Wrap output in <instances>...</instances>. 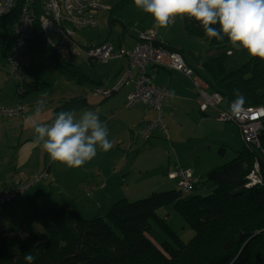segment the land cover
Wrapping results in <instances>:
<instances>
[{
    "label": "trees",
    "instance_id": "trees-1",
    "mask_svg": "<svg viewBox=\"0 0 264 264\" xmlns=\"http://www.w3.org/2000/svg\"><path fill=\"white\" fill-rule=\"evenodd\" d=\"M119 2L129 3L130 0ZM19 10L16 6L9 15L0 16V26L5 31V34L0 32V48L5 62L15 43L12 23ZM184 28L187 33L207 42L209 48L228 47L227 54L234 51L227 37L222 41L209 39L194 18L185 17ZM149 30L157 31L156 38L151 41L153 46L179 52L185 57L183 48L161 40L157 27L139 30L133 46L143 41L141 33ZM32 48L53 49L56 65L76 82L91 79L82 67L71 68L66 58L61 59L62 53L48 44L36 29L23 48L29 64L24 69L26 78L17 83L18 96H26L48 85L37 74L38 69L30 56ZM193 55L198 62L189 63L185 59L195 75L207 83L208 91L220 92L230 103L236 99L238 89L245 97L244 105H264V59L248 56L240 67L228 70L223 53L212 57ZM95 82L101 83V80ZM89 105L86 94L64 98L55 106L54 115L59 111L77 112ZM261 144L264 147V131ZM224 150L222 147L221 153ZM238 152L231 161L210 169L204 180L201 175H194L197 181L189 191L178 187L176 182L171 189L153 191L136 200L122 197L112 202L105 214L92 218L63 205L44 207L30 198L31 212L24 220H35L42 229L37 232L39 238H45L29 242L33 232L24 228H20L23 237H8L0 231V264H24L26 254L33 255L34 264H264V182L261 185L248 183V173L255 162L254 149L245 146ZM259 157L264 177V155L259 154ZM206 181L212 182L210 193L184 196V192L205 187ZM166 208H173L195 231L189 240L185 241L168 222L170 211L160 214Z\"/></svg>",
    "mask_w": 264,
    "mask_h": 264
},
{
    "label": "rangeland",
    "instance_id": "rangeland-1",
    "mask_svg": "<svg viewBox=\"0 0 264 264\" xmlns=\"http://www.w3.org/2000/svg\"><path fill=\"white\" fill-rule=\"evenodd\" d=\"M116 1L117 0H113L111 5L107 4L106 1L101 2L102 4L108 6V9H105L104 11L100 10L101 12H103V20L102 14H98L99 26L87 27L78 31L77 34H79V40L82 44H84V41H86L85 39H87L88 41H90V39L96 41L100 38H103L104 33L109 32V30L112 28V24L117 25L116 22H118V17L125 19L123 20L124 22L129 21L128 25L131 29L135 26L134 24H131L132 19L139 20L142 16L145 15L143 11L135 6L134 0H131V2L129 3ZM112 6L113 9L109 10ZM176 20L181 29V36L177 34L180 38L176 40H179L185 45H190L195 42V44H197V47L195 46V51H197V53L194 52L196 55L212 57L223 53L225 57V66L228 70L240 67L242 65V62L248 59L249 55L247 54L246 50L233 49V53L227 54L226 49L228 47L218 48L217 46H215L213 48H209L208 43L204 40H198L199 38L195 39L193 37H190L188 33H184L183 19H181L180 17H176L175 21ZM119 28L120 23L117 27L118 30L115 31V29H113L112 32V37L116 44H118V39L121 32ZM0 32L5 34V31L1 26ZM85 35L87 37H85ZM26 49L28 50L27 47L25 48V50ZM61 53V59L66 58L68 63H70L69 65L71 68H75V65L82 67V69L91 76V79H87L83 83L76 82L74 79L69 78L68 75L60 70L59 66L56 65L57 61L53 58V49L49 48L37 50L36 48H32L30 50V56L34 61L36 68L38 69L37 74L42 79L46 80L48 82V85L40 90L28 94V96L26 95L19 97L16 92L18 81L14 79H7V65L5 59L2 58V51L0 48V102L4 101V103H12L18 98V100L22 103L31 105V103L35 104V100L43 99L48 105H57L60 103V100L65 97L69 98L76 95L86 94L88 96L90 105L84 110L82 109L75 112V115L77 117H79L80 114L85 111L95 112L99 116L100 120L102 118V115H106L108 117L115 115L116 110H114L113 106L109 109L108 107H106V104H110L118 98V101L120 103L118 104V106H116L117 110H121L122 112H131L136 110V106L126 107L125 100L124 103H122L123 101L121 100L120 96L122 94V91H128V86L108 98L100 93L95 92L96 88H103L104 86H114V83H110L113 82L109 77L110 72L112 71V68L110 66L113 62L117 64V67L121 64V61L120 59H118V57L109 59L108 61H110V63H108V61H94L91 63L85 52L62 51ZM186 57L190 61H192V63H196L197 61V59H195L196 57H193L191 55H186ZM160 69L166 75V69ZM176 72L178 71L170 70L169 75L174 76ZM125 73L126 70L120 75V77ZM136 73L137 70L134 69L133 74L135 75ZM191 79L193 80V78ZM100 80L101 83L95 82ZM188 81L193 85L190 79H188ZM108 84H110V86ZM21 88H23V86H21ZM101 104L103 105V107L100 109V111H98V105ZM167 106L168 104L164 107V116L168 112ZM214 119L215 121H217L216 117H214ZM117 123L128 130V126L122 124L120 121H112V123L106 124L109 131L108 138L112 142L113 146L107 152H104L102 150L98 151L97 156L93 160L101 164L94 162L87 169H85L84 167L68 168L62 163L61 165L59 162L55 163V167L59 168L62 171H65L66 169L70 170V172L67 173L66 176H62L61 178L60 192L61 194H63V197L59 192L54 191L49 195L46 191V193L40 194V202H44L45 205H48L47 207H50L52 199L56 197L58 199L55 202L57 203L56 206H61L64 204V202H61L60 200L63 201L64 196L68 194L71 196L70 201L76 203L75 207L79 210V212L86 218H92L98 214H105L110 204L114 201H117L121 197H128L130 200H136L138 198L149 195L153 191H162L167 190L168 188L171 189L175 187L177 180L168 176V167L170 166L175 170L178 166L177 158L182 159V163L192 159L191 162L185 163L184 165L190 166L193 170V173L195 171L194 175H201L204 180L207 176V172L210 169L219 165H223L234 159L239 154L238 151L243 149L246 144L239 127L235 123L221 122L215 123L214 125H216V127H214L213 125L199 126L198 130L194 134L195 138H192L188 141L187 138L184 140L183 134L178 140H171L172 132L170 124H168V138L162 134V136H160L159 138L152 136L149 140H145L143 137H140V135L137 134V128H135V138L139 140V145L137 147L131 148L128 144L129 139L127 140V142L124 140L123 143L117 144V139L120 137V135L114 136L117 130L113 125ZM156 130L155 132H158L160 129ZM121 139L123 140L125 138L121 137ZM187 143H189L190 145L188 146ZM222 143H225L226 146ZM173 144L175 146H173ZM222 147L226 149V155L221 154ZM0 149L5 150L2 148L1 141ZM256 154L264 155V147L261 146L260 148H258ZM216 157H221V159H219L218 162H215V164H209V166L203 167V164L206 165L207 163H213L212 161ZM82 168L84 169L82 170ZM195 168L197 170H195ZM107 179L109 182L107 192H124L119 195H113L112 202L107 203L105 206H101L95 201V198L99 197L102 194L101 192H98L97 188L99 187V183L104 182ZM44 180L45 179H43V182ZM52 182L57 184L56 180H53ZM39 183L40 182L34 183V185ZM44 184L47 183L44 182ZM62 186H65L68 190L65 191L64 187ZM211 191L212 182L210 183V181H206L205 187L199 186L191 193L184 192V196L188 197L193 194L206 195ZM29 195L30 194L28 193L24 195L26 201L28 200ZM24 196L22 197L24 198ZM87 196L88 198H90V202L86 201ZM18 198H20V196H18L17 199ZM93 202L96 204L95 206ZM164 211L166 213L170 211L168 222L176 231L179 232L180 236L185 241L189 240L194 235L195 231L173 208H166L164 210H161L160 214L166 215L163 214L165 213ZM23 217L24 214L22 215V218ZM14 223L22 225L19 220H15ZM23 224L26 226V229H28L29 231H33L32 237H29L28 239L29 242H38L45 238V236H43V238H39V233L37 232H41L42 229L38 224L33 223L31 218H29L28 220L23 219Z\"/></svg>",
    "mask_w": 264,
    "mask_h": 264
},
{
    "label": "built area",
    "instance_id": "built-area-1",
    "mask_svg": "<svg viewBox=\"0 0 264 264\" xmlns=\"http://www.w3.org/2000/svg\"><path fill=\"white\" fill-rule=\"evenodd\" d=\"M18 6L19 13L12 23V32L15 43L9 50L6 58V75L8 79L21 82L26 78L25 67L29 64V57L23 48L38 29L45 37L48 44L57 51L85 52L90 62H107L113 57L127 58L130 69L122 75L121 79L114 83L113 87L96 88L95 92L110 97L125 84L133 83L134 88L127 94L126 107H133L143 102L156 111L151 120L142 123L138 134L148 140L154 136L155 130L160 129L164 136L169 137L168 126L164 117V107L168 104L171 92L165 86L155 85L151 78L153 74L147 67L153 66V70L166 68L183 72L193 78L200 93L199 107L202 112L208 108L218 109L217 121L233 122L238 125L248 148L261 147V132L264 129V107L257 105H243L238 114L231 111L230 104L227 108H221L223 96L218 91H208L207 83L195 75L185 57L176 51L167 48L155 47L151 41L156 38L157 31L149 30L141 33L143 41L131 48L121 47L115 49L111 41L99 44L80 43L77 40V32L87 27H96L98 24L97 11L108 9L99 0H0V16L9 15ZM131 68H137V75H132ZM27 107L19 103L14 107L0 104V118L12 117L21 114ZM48 176L44 170L27 179H15L13 184L0 191V231L6 236L23 237L22 229L12 230L1 220L2 208L10 201L24 194L26 189L42 181ZM170 178L177 179V186L184 191H189L196 183L193 170L180 165L168 172ZM249 184L263 183V175L259 160L256 159L253 168L248 173Z\"/></svg>",
    "mask_w": 264,
    "mask_h": 264
},
{
    "label": "crops",
    "instance_id": "crops-1",
    "mask_svg": "<svg viewBox=\"0 0 264 264\" xmlns=\"http://www.w3.org/2000/svg\"><path fill=\"white\" fill-rule=\"evenodd\" d=\"M99 1L100 2L106 1V3L110 5L113 2V0H110V1L99 0ZM119 1L120 0H117L116 2H119ZM111 8H113V6ZM100 10L104 11L105 9H99L96 13L97 20H98L97 26H99L98 14L103 13ZM144 14L145 15L142 16L139 20L132 19L131 24H134L135 26L134 28H131V29L128 25L129 21L124 22L123 20L125 19L118 17L117 18L118 22H116L117 25L112 24L113 25L112 28L109 30V32L104 33L103 38H100L99 40H96V41H94L93 39H90V41L85 39L86 41H84V43L98 44L104 41V39L109 38V40L113 43V46L115 49H118L120 46H124V45H126L124 47L133 46L136 40L137 32L139 30L149 28V27H156L155 21L153 20L152 16L146 13ZM102 20H103V14H102ZM183 21H184V18H183ZM119 23H120L119 30H121V32L119 35L118 44H116L113 40L112 32H113V29H115V31L118 30L117 27ZM158 29L161 35V40L170 42V44L183 48L185 58L187 59L189 63H192V61H190L186 57V55H191L195 57V55L193 54L197 53V51H195V46L197 47V44L193 42L190 45H185L181 43L179 40H176L180 38L179 36H181L180 35L181 29H180V25L177 23V20L175 21L174 19L171 26L168 27L167 29H164V28H158ZM184 33H187L185 28H184ZM77 35H78L77 40L81 43V41L79 40V34ZM188 35L190 37L198 39L196 36H193L192 34L188 33ZM85 37L87 36L85 35ZM118 59H120L121 61V64L118 67L115 62H113L110 66L112 68V71L110 72L109 77L113 81V82H110L111 84L119 81L122 77V76L120 77V75L125 70L127 71L128 69H130V65H129L127 58H118ZM196 62H198V59ZM108 63H110V61H108ZM134 69L137 70V68H131L132 75L136 76L137 73L135 75L133 74ZM153 69L154 68L152 65H149L147 67L148 72L153 74V77L151 78L152 82L155 85L167 87L171 92V96H170L168 106H167L168 112L165 115L167 126L168 124H170L171 126V132H172L171 140L173 139L178 140L179 138H181V135L183 134L184 140L187 138V141H188L192 138H195L194 134L198 130L199 126L213 125L214 127H216V125H214L215 123H221L219 121H215L214 119V117L217 114V109L209 108L206 113H202L200 111L199 100L201 96L193 80L190 77L188 78V76H186L182 72L179 73V71L176 72L175 75L173 76V75H169L170 74L169 69H166V75L164 72L161 71L160 68L159 69L157 68L155 70ZM188 79L192 81L194 86L188 81ZM108 85L110 86V84ZM127 86H128V91H122V94L120 96L121 100L123 101L122 103H124V100L126 99L127 94L131 91L132 87L134 88V84L133 83L125 84L122 88L116 91V92H120ZM173 90H174V95H172ZM16 92H17V88H16ZM118 99L110 104H106V107H108L109 109L112 108L113 106L114 110H116L115 115H112L109 117L106 115H102V118L100 121L104 124L112 123V121H120L122 124L128 126L127 128L128 130H126L124 127H122L118 123L113 124L115 129L117 130L114 136L120 135V137L117 139V142H118L117 144L123 143L124 140L127 142V140L129 139V143H128L129 147L131 148L137 147L139 145L138 143L139 140L135 138L136 137L135 128H137L138 130L142 122L151 120L155 116V110L151 106L143 102H140L137 105H135L136 110L131 111V112H122L121 110L116 109V106H118V104L120 103ZM37 101L39 100H35V104L31 103V105L22 103L21 101L18 100V98L16 101L12 103H4V101L0 102L1 104L7 105L10 107H14L19 103H22L27 107V110L21 114H18L12 117L0 118V141H1L2 148L5 149V150L0 149V191L4 190L6 187L11 186L14 180L17 178L27 179L28 177H32L35 174L40 173L44 170L48 171V176L44 180V182L47 184H44L42 180V181H39L40 182L39 184H36V185L33 184L34 186L32 185L29 186L24 192V194L20 195V198H18L19 200L16 198L8 202L2 208L1 217H2L3 223L14 228V230L18 228L26 229V226L23 224V219H25L26 216L31 212L30 198H34L40 202L41 201L39 200V198H41L40 194L46 193V191H47V194L49 195L53 193L54 191L59 192L60 195L63 197V194H61L60 192L61 178L62 176H66V174L70 172V170L68 169H66L65 171L60 170L59 168L55 167V163H49V157L47 153L42 149V147H38L33 143L34 132L30 126L31 121L29 120V117L32 116L33 118H36L34 116V113H35V107H36ZM228 104L229 103L226 100H223L221 107L227 108ZM55 106L56 105H52V104L48 105L47 103H45L44 108L40 116L38 117V119L42 122H50L55 116L54 115ZM102 107H103L102 104L98 105L97 110L100 111ZM222 123H229V122H222ZM168 132H169V126H168ZM162 134L163 133L161 132V130H159L158 132L154 133V136L159 138L160 136H162ZM121 137L125 139L122 140ZM119 140L121 142H119ZM222 144L226 146L225 143H222ZM187 145L189 146L190 144L187 143ZM173 146L175 145L173 144ZM221 154L226 155V149ZM219 159H221V157L220 158L216 157L213 159L212 161L213 163H207L206 165L203 164V167L209 166V164H215V162H218ZM191 160L192 159L182 163V159L177 158L178 165L180 164L181 166L187 167V168H191V167L186 166L184 164L191 162ZM94 162L101 164L95 160H92L91 162L87 163L83 167L87 169ZM84 168H82V170ZM168 168L169 170L172 169L170 166ZM195 170L197 169L195 168ZM53 180H56L57 184L53 183L52 182ZM108 185H109V182L107 179L106 181L99 183V187L97 188L98 192H101L102 194L99 197L95 198V201L101 206H105L107 203L112 202L113 195H119L124 192V191L120 193L107 192ZM62 187H64L65 191L68 190L66 189L65 186H62ZM27 193L30 195L28 196V200L26 201L24 195ZM22 196H24V198ZM70 199H71V196L67 194L66 196H64L63 201L62 200L60 201L64 202L63 206H67V207L71 206V207H74V209L78 210L75 207L76 203L71 202ZM57 200L58 199L56 197L53 198L52 202L50 203V207L56 206L57 203L55 202ZM86 201L90 202V198H88V196H87ZM40 203H42L44 207L48 206V205H45L44 202H40ZM95 205L96 204L94 203V206ZM23 214H24V217L22 218ZM15 220H19L22 223V225L14 223ZM32 221L33 223L38 224L35 220L32 219Z\"/></svg>",
    "mask_w": 264,
    "mask_h": 264
},
{
    "label": "clouds",
    "instance_id": "clouds-1",
    "mask_svg": "<svg viewBox=\"0 0 264 264\" xmlns=\"http://www.w3.org/2000/svg\"><path fill=\"white\" fill-rule=\"evenodd\" d=\"M134 4L151 15L158 28L167 29L176 17L194 18L209 39L222 41L227 37L232 48L246 50L249 57L264 59V0H134ZM235 95L236 99L229 104L231 111L238 114L246 100L238 89ZM44 105L43 99L37 101L36 118L30 116L29 120L34 132L33 143L47 153L49 163L59 162L68 168H81L91 162L98 151L107 152L112 148L107 125L95 112L85 111L77 117L72 110L59 111L50 122H42L38 117ZM208 109L200 111L206 113ZM257 151L254 149L253 153ZM256 159L260 164L258 154ZM23 262L34 264L33 255L26 254Z\"/></svg>",
    "mask_w": 264,
    "mask_h": 264
}]
</instances>
